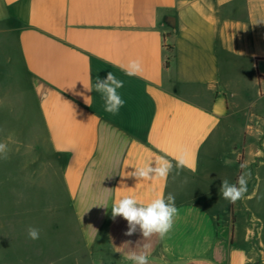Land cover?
Masks as SVG:
<instances>
[{
	"label": "crops",
	"instance_id": "obj_1",
	"mask_svg": "<svg viewBox=\"0 0 264 264\" xmlns=\"http://www.w3.org/2000/svg\"><path fill=\"white\" fill-rule=\"evenodd\" d=\"M214 1L0 0V115L19 130L7 159L21 165L24 214L57 250L39 237L24 264H132L143 243L149 264H264V28ZM132 60L142 70L129 77ZM108 71L124 81L115 116L94 90ZM181 154L166 180L131 175ZM241 163L248 191L230 204L220 185ZM169 193L178 213L162 239L112 218L121 198Z\"/></svg>",
	"mask_w": 264,
	"mask_h": 264
},
{
	"label": "clouds",
	"instance_id": "obj_2",
	"mask_svg": "<svg viewBox=\"0 0 264 264\" xmlns=\"http://www.w3.org/2000/svg\"><path fill=\"white\" fill-rule=\"evenodd\" d=\"M141 70V64L137 60L130 61L126 68H122L125 75L129 77L137 75ZM123 87L124 81L111 71H108L104 78L96 77L94 90L100 94L105 112L113 116L119 114L120 109L126 103L119 92ZM7 151V145L0 143V158L6 159ZM185 166L186 160L184 155L181 154L176 158L174 164L168 160L153 161L144 167L136 168L131 175L143 180H151L153 177L166 180L174 169L179 170ZM240 168L241 173L235 183L222 180L220 185V194L230 204H235L237 201L242 200L248 191L247 185L252 173L250 170H246L247 165L244 163H241ZM100 206L108 208L106 203ZM177 213L175 196L172 193L167 194V196L160 195L146 205L140 204L133 197H124L111 207L113 219L122 217L127 221L128 229L124 234L132 236L139 229L144 241H148L153 235H158L161 239L164 238L171 231ZM27 233L31 240H38L40 237V231L37 228L29 227ZM150 247L149 243H143L140 246L141 251H130L126 258L132 261V264H149Z\"/></svg>",
	"mask_w": 264,
	"mask_h": 264
},
{
	"label": "rangeland",
	"instance_id": "obj_3",
	"mask_svg": "<svg viewBox=\"0 0 264 264\" xmlns=\"http://www.w3.org/2000/svg\"><path fill=\"white\" fill-rule=\"evenodd\" d=\"M208 7L215 3L214 0H197ZM230 2L232 14L237 16L240 21H248L253 18L256 24L264 28V0H223ZM206 6V7H207ZM264 71V66L261 68ZM245 120V118L243 119ZM13 124L6 119L5 113L0 115V143L6 142L7 149L10 143H7L6 136L10 133H16L19 130H12L9 125ZM15 137V135H14ZM21 140V139H20ZM18 139V141H20ZM23 144L19 146L24 151ZM22 145V146H21ZM18 146V147H19ZM15 145L13 146V148ZM10 150L7 151V155ZM12 152V151H11ZM14 154V152H13ZM9 156V155H8ZM38 163V162H37ZM26 168L35 170L40 168L36 161L25 162ZM20 163L14 157L12 160L0 158V264H24V247L27 251L41 250V246L34 244L36 240L28 237L29 227L37 228L40 231V237H44L51 244L50 255L54 257L57 250L53 247L55 236L50 229L47 233L43 231L36 216L24 214V176L18 174ZM35 199V195L28 194ZM31 195V196H30ZM43 228V229H42ZM25 245V246H24Z\"/></svg>",
	"mask_w": 264,
	"mask_h": 264
},
{
	"label": "trees",
	"instance_id": "obj_4",
	"mask_svg": "<svg viewBox=\"0 0 264 264\" xmlns=\"http://www.w3.org/2000/svg\"><path fill=\"white\" fill-rule=\"evenodd\" d=\"M168 63H169V62H167V66L169 65Z\"/></svg>",
	"mask_w": 264,
	"mask_h": 264
}]
</instances>
